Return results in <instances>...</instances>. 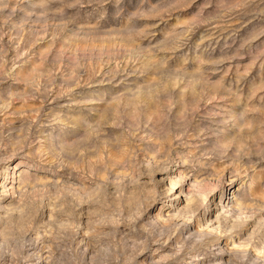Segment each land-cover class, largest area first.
Returning a JSON list of instances; mask_svg holds the SVG:
<instances>
[{"label":"rangeland","instance_id":"374dc122","mask_svg":"<svg viewBox=\"0 0 264 264\" xmlns=\"http://www.w3.org/2000/svg\"><path fill=\"white\" fill-rule=\"evenodd\" d=\"M0 264H264V0H0Z\"/></svg>","mask_w":264,"mask_h":264},{"label":"bare ground","instance_id":"6f19581e","mask_svg":"<svg viewBox=\"0 0 264 264\" xmlns=\"http://www.w3.org/2000/svg\"><path fill=\"white\" fill-rule=\"evenodd\" d=\"M180 196V195H179Z\"/></svg>","mask_w":264,"mask_h":264}]
</instances>
